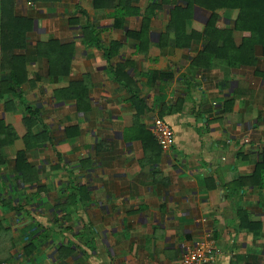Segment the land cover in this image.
<instances>
[{
    "label": "crops",
    "instance_id": "crops-1",
    "mask_svg": "<svg viewBox=\"0 0 264 264\" xmlns=\"http://www.w3.org/2000/svg\"><path fill=\"white\" fill-rule=\"evenodd\" d=\"M147 1L123 28L92 0L17 1V12L34 21L21 51L31 83L17 88L21 97L2 96L9 74L0 64V260L179 264L186 248L212 239L221 256L211 264H264V189L249 185L232 194L229 187L252 175L262 157L264 80L219 59L198 70L191 64L196 44L162 47L168 10L157 12L138 47L128 33L141 28ZM222 15L228 24L232 11ZM207 20L196 6L189 31ZM89 23L97 29L92 43ZM50 39L76 42L68 75L50 76L47 59L37 55L38 42ZM111 46L119 52L108 61L104 49ZM117 66L126 77H116ZM72 82L88 84L89 109L57 98ZM29 108L40 121L28 137ZM156 117L174 129L168 151L153 136ZM45 130L53 141L35 143ZM20 151L27 163L19 168ZM240 210L262 230L242 229Z\"/></svg>",
    "mask_w": 264,
    "mask_h": 264
},
{
    "label": "trees",
    "instance_id": "trees-1",
    "mask_svg": "<svg viewBox=\"0 0 264 264\" xmlns=\"http://www.w3.org/2000/svg\"><path fill=\"white\" fill-rule=\"evenodd\" d=\"M18 0H0V52L1 70L9 74V80H2L1 95L5 92H12L13 95L20 96L17 88L31 83L26 75L25 62L27 56L21 51L26 48L28 34L33 28V18L21 15L17 12ZM37 3L49 5L60 0H31ZM142 0H92L96 9H111L113 26L123 28L126 20L130 16L139 15L142 11L140 3ZM142 13L143 20L139 30L128 33L135 38L138 47L146 41V34L150 31L153 17L158 11H169V22L166 30L162 32V47L169 46L170 42L178 48L193 49L197 45V52L192 56V66L200 71L210 70L214 60L224 61L232 69H242L253 71L255 76L264 80V0H148ZM201 7L208 13V20L201 29L193 28L189 31V20L194 17L195 7ZM230 10L228 24L225 23L222 11ZM71 23L75 24L78 19L72 18ZM95 24L89 23L90 31L86 36L87 41L93 42L97 36ZM236 32H239L240 39H236ZM173 36V37H172ZM96 42V41H95ZM98 42V40H97ZM96 42V43H97ZM201 43V47L198 44ZM118 48V46H117ZM113 46L104 49L106 59L110 61L118 55L119 50ZM76 50V42L63 43L58 39H50L48 42H38L37 55L45 57L48 61L50 76L68 75L71 72L72 59ZM117 50V51H116ZM117 66L116 77H126V70ZM24 73V74H22ZM35 84V79H34ZM88 84L83 82H72L67 90L58 91V99H75L79 109L90 108ZM62 92H69V96ZM22 94V92H21ZM21 97V96H20ZM86 98L87 105L81 106V101ZM232 100L226 106L231 110ZM30 118L28 121V137L31 135V125L40 121L39 111L29 108ZM29 119V118H28ZM27 120V117H26ZM1 125H4L0 121ZM30 125V126H29ZM5 130L12 129L10 126H3ZM7 128V129H6ZM78 129L77 127H75ZM68 137L73 133L67 128ZM154 136V134H153ZM35 138V137H34ZM155 138V136H154ZM53 141L48 130L43 136L35 138V143ZM156 140V138H155ZM51 141V142H52ZM157 142V140H156ZM4 141L0 140V153L4 147ZM158 147L162 150L157 142ZM20 168L21 163H27V151H20L16 158ZM256 185L264 189V149L260 162L256 164V170L252 175L242 176L237 181L229 185L232 194L240 193L246 186ZM239 221L242 229L259 232L263 228V223L251 220L247 211H239ZM257 264V263H256Z\"/></svg>",
    "mask_w": 264,
    "mask_h": 264
},
{
    "label": "built area",
    "instance_id": "built-area-1",
    "mask_svg": "<svg viewBox=\"0 0 264 264\" xmlns=\"http://www.w3.org/2000/svg\"><path fill=\"white\" fill-rule=\"evenodd\" d=\"M155 138L163 151H168L176 142L172 125L161 117H156L153 123ZM221 252L212 239L196 242L183 251L179 264H211L220 258ZM0 264H20L9 260H0Z\"/></svg>",
    "mask_w": 264,
    "mask_h": 264
}]
</instances>
